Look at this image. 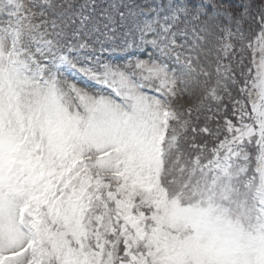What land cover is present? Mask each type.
<instances>
[{"label": "snow or ice", "instance_id": "1", "mask_svg": "<svg viewBox=\"0 0 264 264\" xmlns=\"http://www.w3.org/2000/svg\"><path fill=\"white\" fill-rule=\"evenodd\" d=\"M0 264H264V0H0Z\"/></svg>", "mask_w": 264, "mask_h": 264}, {"label": "rangeland", "instance_id": "2", "mask_svg": "<svg viewBox=\"0 0 264 264\" xmlns=\"http://www.w3.org/2000/svg\"><path fill=\"white\" fill-rule=\"evenodd\" d=\"M137 3H144L145 0H136ZM137 55V56H141V58L143 57V52L142 50H132V52H128V51H120V50H107V51H103V52H97V55L101 57V59H106V60H112L114 62L117 63H123L124 60L126 59V57H128L129 55ZM198 95V93H197Z\"/></svg>", "mask_w": 264, "mask_h": 264}]
</instances>
